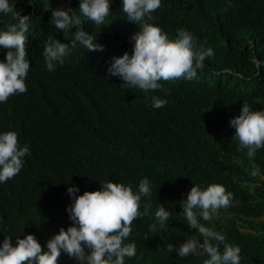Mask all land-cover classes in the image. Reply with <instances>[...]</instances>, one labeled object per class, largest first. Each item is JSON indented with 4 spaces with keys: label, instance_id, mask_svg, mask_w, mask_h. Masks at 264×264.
I'll list each match as a JSON object with an SVG mask.
<instances>
[{
    "label": "clouds",
    "instance_id": "1",
    "mask_svg": "<svg viewBox=\"0 0 264 264\" xmlns=\"http://www.w3.org/2000/svg\"><path fill=\"white\" fill-rule=\"evenodd\" d=\"M231 1L209 0L221 11L222 7H230ZM20 3L28 4L20 6ZM163 3V0H0V120L12 119L10 125L0 127V186L10 182L0 190V215L7 210L11 220H17L33 212L42 218L55 217L59 223L54 230L57 233L41 240L32 232L14 237L6 234L9 229L0 218V233L4 234L0 235V264H58L62 253L76 264H126V258L136 256V243L129 241V237L133 222L149 215L150 205L143 204L142 198L152 196V181L145 176L134 190L131 184L107 180L100 183L98 190L91 191L95 184L94 165L118 167L133 152L132 147L121 148L117 136L123 135L124 130L109 119L105 107L100 114L117 131L112 132L98 119L96 109L102 106L96 101L98 97L114 95L127 99L142 94L146 106L160 109L168 103V97L158 92L171 84L174 90L170 101L177 115L180 109L196 104L194 91H206L207 85L211 87L214 81L213 87L221 86V93L230 95L229 100L238 101L257 92L264 94V54L255 49L250 34L254 30L255 37L261 35L255 24L260 22L264 27V9L255 21L252 19L258 9L254 6L243 15L227 16L228 23H232L231 34L225 35L215 27L219 38L207 42L194 30L206 24L199 15L194 25L176 29L175 37L170 39L158 26L160 19L152 14ZM113 5L118 12L117 25L108 31L111 25L107 20ZM187 10L190 13L198 10L213 21L197 2L187 5ZM126 18L131 22L132 46L119 29ZM85 21L91 28L85 29ZM234 36L235 41L227 40ZM197 41H202L206 48L197 47ZM260 43L264 45V41ZM107 45L114 47L110 52L115 56L111 60L104 48ZM86 50L95 55L91 59L96 61L87 77L97 74L98 79L108 80L109 94L87 91L77 83L80 74L75 73H80L84 64L75 60L67 65L77 52ZM30 61L36 64L32 71ZM103 70L110 78L105 74L99 76ZM56 79L73 83L62 89L55 85ZM39 80L46 98L52 101L50 104L41 93L35 92ZM39 100L42 104H37ZM70 102L76 109L67 108L66 114L51 115L57 112L51 106L61 110L63 104ZM32 110L37 114H32ZM55 122L86 128V132L69 142L64 135L50 138L60 132L51 128ZM225 125L241 156L227 155L221 138L185 144L171 129V140L184 154L193 153L212 172L243 177L249 192L264 190V180L255 176L256 172H264L261 160L264 106L243 102L227 114ZM31 127H39L38 134L29 133ZM46 140L57 144L49 145ZM68 161L81 162V174L72 183H68L67 175L61 177ZM37 170L43 171L33 177ZM251 178L255 180L250 181ZM231 191L221 181L193 182L173 199V212L158 202L149 229L158 232L156 237L167 244L168 253H176L180 258L191 256L185 264H242L244 258L260 264L242 253L241 233L248 228L240 224L241 214L234 207L237 201ZM222 208L230 214L223 216L219 212ZM254 219L264 221V214Z\"/></svg>",
    "mask_w": 264,
    "mask_h": 264
},
{
    "label": "trees",
    "instance_id": "2",
    "mask_svg": "<svg viewBox=\"0 0 264 264\" xmlns=\"http://www.w3.org/2000/svg\"><path fill=\"white\" fill-rule=\"evenodd\" d=\"M203 1L204 3L198 4L204 7L207 13L210 12L209 14H211L212 17L220 21L225 35H230L229 30L232 31V28H229V25H232V23H228L227 16L234 18L238 15H243L246 12L251 11L254 6L256 9H258V12H256L255 17L252 19V21H255L259 12L264 9V0H232L230 7H222L223 11L218 10L216 6H213L209 2V0ZM163 2V6L154 11L152 14L160 19L158 26L168 34L170 39L175 37L176 29L180 27L190 28L192 25H194L198 15L204 20L207 19V17H205L198 10L191 11V13L187 10V5H192L195 2L194 0H163ZM69 7L72 8L71 6ZM110 11L111 15L107 20V24L111 26L108 31L110 29H116L117 25L116 19L118 12H115L117 10L114 5L113 8H110ZM81 17H83L82 14ZM123 23V27L119 25L120 32L122 35L130 39L132 36L129 30L131 22L126 18ZM89 24L90 23H88V25ZM98 27L101 28L102 25H98ZM255 27L258 29L261 35L255 37V31L250 30V34L253 39V42L251 43L254 45L255 42L254 46L258 51L261 46H264L262 43H260V41H264V39H262V36H264V27L260 22H257ZM194 30L196 34L204 38L207 42H213L219 38L215 26L209 25L207 23L205 24L204 28H196ZM246 37L248 36L246 35ZM229 39L231 41L233 40V38ZM32 40H35V38ZM129 45L132 46V43L129 42ZM104 48L107 53H110L109 55L111 60L115 54L110 52L108 49H112L114 47L107 45L104 46ZM81 49L85 48L81 46ZM80 52L85 54L82 59L77 58L76 53L74 59L69 61L67 64L69 65L72 63V61L77 60L79 63L88 65L80 69V73H75V76L80 74V76L77 78V83L87 91L91 92L94 90L99 94H109L111 89L108 83L100 88L97 87L96 75L93 76L94 82L93 80L90 82L85 80L83 74H91L93 72L92 68L96 61L92 60L91 58H94L95 55L92 53L89 54L87 50L86 52ZM259 53L263 55L264 48H262L261 52ZM70 58H73V56ZM30 67V69H32V64H30ZM212 75L213 73L211 71L210 76ZM106 77L110 78L109 76ZM35 78L38 79V76L35 75ZM109 82L112 83L113 80H110ZM40 83L41 82L39 80V90L41 91V94H44V86ZM72 83L73 81H62L61 79L55 80V85L62 89L71 86ZM215 84L216 81L212 83L211 87L207 85L208 90L206 91L204 89L198 92L194 91L193 96L197 99L196 104L191 107L180 109L177 115L172 108L170 101L172 91L174 90V87L171 84H166L163 89L158 92L160 95L168 97V103L160 109H151L146 106L144 102V96L142 94L137 97L127 99H123L114 95H103L96 99V101L102 105L96 109V111L99 113L98 119L104 121L105 126L112 132L117 131L111 122H109L107 119L105 120V118H102L100 112L105 107L107 109L109 119L113 123L122 126L124 132L120 143L121 148L127 149L128 147H131L127 143V139H131L138 141V144L141 146V150L133 149V153L136 154L137 159H132L130 156L126 155L123 159V163L118 167L112 165L107 167L94 165L93 169L95 171V184L91 191L98 190L100 183H103L107 180L131 184L134 190H136L140 179L143 177L147 176L152 181V196L150 198H142L143 204L150 205L149 215H142L135 222H133V231L130 234L131 238H129V241L133 240L136 243V256L141 255L147 260L148 264H167L171 260L167 252V244L148 231L156 207L159 206L158 202L163 203L167 208L170 209L171 212H173V199L180 196L181 189L190 187L191 183L193 182L205 183L214 180L223 182L229 189L232 190L231 192L234 194V197L237 201V204L234 205V207L236 208L237 212L241 214L238 216L240 224L242 227L251 230V232L247 230L241 233L242 236L240 238V243L242 253L258 260L260 264H264V221L254 219V217L264 214V190L249 192L248 187L243 183V177L234 175L232 173L220 175L218 173L212 172L210 169L202 166L193 153L190 152L184 154V151L171 140V129L174 136L185 144H191L195 141L203 139L221 138L224 141V152L227 155L241 156V151L234 143L231 142L230 138L228 137V132L225 125L226 116L231 110L235 109L243 102L252 104V106L256 105V107L264 106V94L257 92L254 93V95L247 94L238 101L229 100L230 95L227 93H221L223 91L222 87H213ZM228 88L229 87L226 89ZM78 89L80 90V87H78ZM216 92H219L220 94L217 95L215 94ZM69 97L73 98L74 95H70ZM216 102L218 105H212ZM37 104H42V100ZM66 105L70 109H76L74 108L76 106L73 102H70ZM51 109L57 111L56 113L51 112L52 116H56L59 110H56L54 106H51ZM8 110L9 109H6V111ZM47 112L48 111H46V113ZM31 113L36 115L37 111L32 110ZM8 119L10 120L11 118ZM84 122L85 121H80L79 123ZM11 123H7V125H10ZM87 127H89V124H87ZM7 128L9 129V127ZM51 128L58 129L60 132L53 133L50 138L64 135L65 141L69 142L73 139H79L80 135L82 136L80 133V128H78L76 125L70 126L65 122H55L51 125ZM38 129L40 128L31 127L29 129V133L34 131L35 134H38ZM3 131L4 130H2V132ZM62 154L65 156L64 151H62ZM261 160L264 162V156L261 158ZM65 170L66 172L61 174V177L67 175L68 183H72L74 179L78 178V176L81 174V162L75 161L71 163V161H68ZM42 171L43 170H37L33 172L32 176L36 177L42 173ZM50 180L55 181L56 179L51 178ZM9 184L10 182H7L0 186V190H4L9 186ZM16 193L19 194L17 190ZM141 211H143V208ZM220 211L229 214V212L224 208L220 209ZM0 218H2L3 224L8 227L3 215H0ZM169 218L172 219L173 215H171ZM58 224L59 223H57L55 217L42 218L38 217L33 212H29L20 219L11 220V228L6 234L12 235L14 237L22 235L26 232H32L42 240L46 238L52 231H54L58 227ZM0 235L4 234L0 233ZM58 264H76V262L74 263L73 259L62 253Z\"/></svg>",
    "mask_w": 264,
    "mask_h": 264
},
{
    "label": "bare ground",
    "instance_id": "3",
    "mask_svg": "<svg viewBox=\"0 0 264 264\" xmlns=\"http://www.w3.org/2000/svg\"><path fill=\"white\" fill-rule=\"evenodd\" d=\"M195 2H197V3H199V4H202V3H204V1L203 0H194ZM26 4H28V3H26ZM23 5H25V3H21V5L20 6H23ZM36 8H37V6H35ZM70 8V7H69ZM70 9H72V8H70ZM115 12H117V11H115ZM210 13V12H209ZM117 14V13H116ZM211 15V14H210ZM211 18L213 19V21L211 20V19H209V18H207V19H205L204 21L207 23V24H209V25H213V26H215L216 28H218V29H220V31L224 34V32H223V30H222V25H221V23H220V21H218V20H216V18H214V17H212V15H211ZM33 23V20H31L30 21V24H32ZM88 23L89 22H87V21H85L84 22V25H85V29H89V28H91V26H90V24L88 25ZM83 25V24H82ZM230 31V30H229ZM124 34H126V33H124ZM230 34H231V31H230ZM126 37V36H125ZM33 38H35V35H32V39ZM127 39H128V37H126ZM235 36L233 37V40L231 41L228 37H227V40L229 41V42H233V41H235ZM128 41L129 42H131L130 41V39H128ZM132 43V42H131ZM254 45H255V42H254ZM197 47H199L200 49H204V48H206V46H205V44L202 42V41H197V45H196ZM262 48H264V46L262 47H260L259 49H258V52H261V50H262ZM108 50H110V51H112L113 49H108ZM112 53H114V52H112ZM129 53L131 54V50H129ZM84 55L85 54H83V53H79V52H77V58H83L84 57ZM216 55L214 54L212 57H215ZM206 60H208L210 63H214L212 60H210V59H206ZM218 61H219V59L218 60H216V64L218 63ZM237 69L238 68H241V66L240 65H237V64H233ZM85 66H88V65H85ZM208 68H210V66H208ZM210 70H207V73L210 75ZM106 75V76H108V73H106V71L105 70H103L102 72H100V74H99V76H103V75ZM89 74H83V77L85 78V80L86 81H88V82H90L91 80H93V82H94V77L92 76V78H89V77H87ZM198 77H200V78H208V76L207 75H200V76H198ZM96 83H97V87H102L103 85H106L107 84V80H101V79H98V75L96 74ZM88 85V84H87ZM44 89V88H43ZM133 90V89H132ZM35 92H39V93H41L40 92V90H39V87L37 88V90L35 91ZM47 94H46V92L44 93V94H41V97H45V98H43L45 101H47V103L48 104H50L52 101L51 100H49V98H46L47 96H46ZM15 98V97H14ZM15 100H17L16 98H15ZM39 101H41V100H39ZM38 101V102H39ZM61 110H59L58 111V114H66L67 112L65 111V109H67V108H69V107H67V105L66 104H63L61 107ZM1 118V117H0ZM106 120V119H105ZM12 122V119H8V118H5V119H3V120H0V127H3L4 126V124H7V123H11ZM2 131V130H1ZM5 131V130H4ZM85 132H86V129H80V133L82 134V135H84L85 134ZM118 137V139H119V141H121L122 140V135H120V136H117ZM129 138V137H128ZM124 139V138H123ZM42 141V140H41ZM40 141V142H41ZM125 141H126V139H125ZM124 142V141H123ZM127 143L132 147V149H135V150H141V146L138 144V141H135V140H131V139H127ZM127 145V144H126ZM130 158H136L137 159V156H136V154L135 153H131V155H130ZM255 176L258 178V180H264V172L263 173H260V172H256L255 173ZM213 178V177H212ZM250 181H254L255 180V178H251V179H249ZM208 185H210L209 183L208 184H205V187H207ZM254 191H256L255 189L252 191V192H254ZM15 193H16V190H15ZM1 198V197H0ZM142 210V209H141ZM219 212L223 215V216H228L229 214L228 213H226V212H223V211H220L219 210ZM3 217H4V219H5V221H6V223H7V225H8V229H10L11 228V226H10V222H11V217H10V215H9V213L7 212V210H4L3 212ZM172 226H173V224H172ZM148 231L152 234V235H154V236H156V235H158V232L157 231H151L150 229H148ZM55 233H57L56 231H52L51 232V234H50V237L53 235V234H55ZM129 238H131V236L129 237ZM130 240V239H129ZM233 243H234V241H233ZM240 245V243L238 244V246ZM168 255L170 256V258H171V260L167 263V264H185L186 262H188L189 261V259H190V257L191 256H188V257H184V258H180V257H178L177 256V254L176 253H168ZM192 257H194V256H192ZM197 257H199V258H204V256H197ZM250 263H253V264H255L256 263V261L255 260H247V258H244L243 260H242V264H250ZM126 264H148L147 263V260L144 258V257H142L141 255H137V256H135V257H132V258H126Z\"/></svg>",
    "mask_w": 264,
    "mask_h": 264
},
{
    "label": "water",
    "instance_id": "4",
    "mask_svg": "<svg viewBox=\"0 0 264 264\" xmlns=\"http://www.w3.org/2000/svg\"><path fill=\"white\" fill-rule=\"evenodd\" d=\"M75 7L79 10V8L75 5ZM31 62V61H30ZM31 63H33V62H31ZM35 63H33L32 64V69H34L35 68ZM31 70V69H30ZM89 95L87 94V96L86 97H88ZM92 99H94V98H92ZM45 137V136H44ZM43 138V137H42ZM19 182H20V180H19Z\"/></svg>",
    "mask_w": 264,
    "mask_h": 264
}]
</instances>
